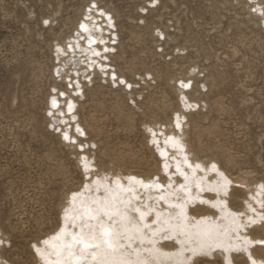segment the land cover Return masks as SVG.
<instances>
[{"label": "rangeland", "instance_id": "374dc122", "mask_svg": "<svg viewBox=\"0 0 264 264\" xmlns=\"http://www.w3.org/2000/svg\"><path fill=\"white\" fill-rule=\"evenodd\" d=\"M85 1L0 0V226L9 238L1 253L12 264L34 263L35 241L56 228L63 193L81 182L44 108L52 83L49 45L70 31ZM100 1L119 14L122 48L112 63L130 80L144 70L151 78L135 79L133 94L98 79L86 88L79 115L97 143V160L154 173L158 161L142 123L155 116L170 120L178 102L172 80L197 67L188 92L202 107L189 117L191 146L233 178L248 173L264 180V32L246 12L226 0H159L140 17L137 6L145 0ZM52 15V26L42 21ZM154 28L167 37L155 43ZM232 186L229 204L237 211L243 191L239 183ZM260 248H254L257 255ZM233 260L244 258L234 254ZM197 264L222 262L200 257Z\"/></svg>", "mask_w": 264, "mask_h": 264}, {"label": "bare ground", "instance_id": "6f19581e", "mask_svg": "<svg viewBox=\"0 0 264 264\" xmlns=\"http://www.w3.org/2000/svg\"><path fill=\"white\" fill-rule=\"evenodd\" d=\"M225 2L240 6L264 32V0ZM158 4L145 0L137 6L139 16ZM118 17L109 3L86 0L70 31L49 45L52 83L45 92L44 118L75 159L81 182L63 193L56 228L32 247L33 264H197L200 257L236 264L234 254L244 258L241 264H264V180L248 173L231 177L217 159L196 152L187 139L189 117L202 107L188 92L197 67L172 80L178 102L170 120L155 116L142 123L158 161L154 173L124 171L97 160V143L79 115L86 88L98 79L133 94L139 83L135 79L151 78L144 70L130 80L112 63L122 48ZM42 21L52 26L55 17ZM156 30L152 35L158 43L167 36ZM17 100L14 94L12 103ZM234 183L243 191L237 211L229 204ZM8 242L0 226V264H12L1 253Z\"/></svg>", "mask_w": 264, "mask_h": 264}]
</instances>
